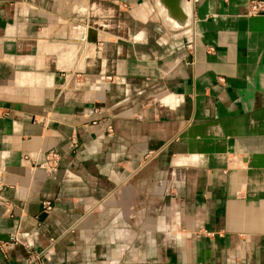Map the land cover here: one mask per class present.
<instances>
[{"label":"crops","instance_id":"obj_1","mask_svg":"<svg viewBox=\"0 0 264 264\" xmlns=\"http://www.w3.org/2000/svg\"><path fill=\"white\" fill-rule=\"evenodd\" d=\"M250 1L0 0V264H264Z\"/></svg>","mask_w":264,"mask_h":264},{"label":"built area","instance_id":"obj_2","mask_svg":"<svg viewBox=\"0 0 264 264\" xmlns=\"http://www.w3.org/2000/svg\"><path fill=\"white\" fill-rule=\"evenodd\" d=\"M249 13L252 15L264 14V0H251L249 3ZM108 131H111V126H108ZM59 159L60 154L57 151L49 150L41 166L46 169H53L58 165ZM51 208L52 203L50 201L47 200L42 203V209L44 211H49ZM10 238L13 239L12 236ZM7 244L8 242H0V250H3Z\"/></svg>","mask_w":264,"mask_h":264},{"label":"water","instance_id":"obj_3","mask_svg":"<svg viewBox=\"0 0 264 264\" xmlns=\"http://www.w3.org/2000/svg\"><path fill=\"white\" fill-rule=\"evenodd\" d=\"M185 0H157L158 5L165 12L168 20L176 22L177 28L184 29L188 27V19L183 10ZM90 33V31H88ZM88 40H90L88 38Z\"/></svg>","mask_w":264,"mask_h":264},{"label":"bare ground","instance_id":"obj_4","mask_svg":"<svg viewBox=\"0 0 264 264\" xmlns=\"http://www.w3.org/2000/svg\"><path fill=\"white\" fill-rule=\"evenodd\" d=\"M183 10H184V13L188 19V22L190 20V14L188 12V9H187V3H186V0L184 1V4H183ZM174 22V21H173ZM176 24V22H174ZM189 24V23H188ZM177 25V24H176ZM189 26V25H188Z\"/></svg>","mask_w":264,"mask_h":264},{"label":"rangeland","instance_id":"obj_5","mask_svg":"<svg viewBox=\"0 0 264 264\" xmlns=\"http://www.w3.org/2000/svg\"><path fill=\"white\" fill-rule=\"evenodd\" d=\"M158 5V4H157ZM158 7L160 8V10H161V12L162 13H164V15H165V12L164 11H162V8L158 5ZM166 16V15H165ZM171 22V24H172V26L173 27H175V28H177L178 26H176V24L173 22V21H170Z\"/></svg>","mask_w":264,"mask_h":264}]
</instances>
